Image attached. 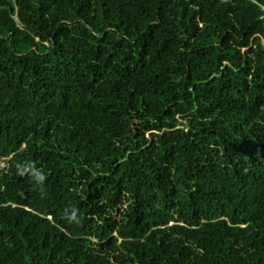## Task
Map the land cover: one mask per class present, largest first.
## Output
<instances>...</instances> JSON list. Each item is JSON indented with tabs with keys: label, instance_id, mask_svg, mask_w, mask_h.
Returning a JSON list of instances; mask_svg holds the SVG:
<instances>
[{
	"label": "trees",
	"instance_id": "1",
	"mask_svg": "<svg viewBox=\"0 0 264 264\" xmlns=\"http://www.w3.org/2000/svg\"><path fill=\"white\" fill-rule=\"evenodd\" d=\"M0 264H264V0H0Z\"/></svg>",
	"mask_w": 264,
	"mask_h": 264
}]
</instances>
